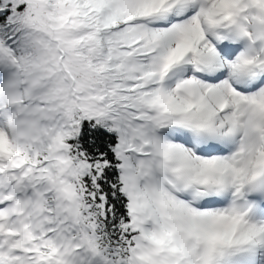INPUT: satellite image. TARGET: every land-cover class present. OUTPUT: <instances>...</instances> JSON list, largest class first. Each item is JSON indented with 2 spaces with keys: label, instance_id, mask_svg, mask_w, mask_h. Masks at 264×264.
I'll list each match as a JSON object with an SVG mask.
<instances>
[{
  "label": "snow or ice",
  "instance_id": "snow-or-ice-1",
  "mask_svg": "<svg viewBox=\"0 0 264 264\" xmlns=\"http://www.w3.org/2000/svg\"><path fill=\"white\" fill-rule=\"evenodd\" d=\"M0 264H264V0H0Z\"/></svg>",
  "mask_w": 264,
  "mask_h": 264
}]
</instances>
